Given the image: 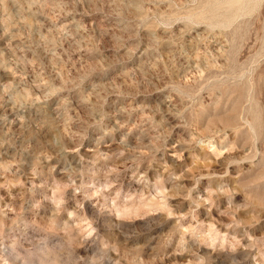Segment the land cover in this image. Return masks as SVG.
I'll list each match as a JSON object with an SVG mask.
<instances>
[{
    "label": "rangeland",
    "instance_id": "374dc122",
    "mask_svg": "<svg viewBox=\"0 0 264 264\" xmlns=\"http://www.w3.org/2000/svg\"><path fill=\"white\" fill-rule=\"evenodd\" d=\"M0 264H264V0H0Z\"/></svg>",
    "mask_w": 264,
    "mask_h": 264
}]
</instances>
